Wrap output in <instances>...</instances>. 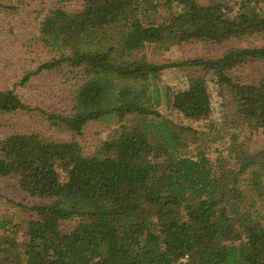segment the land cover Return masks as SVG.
Returning a JSON list of instances; mask_svg holds the SVG:
<instances>
[{
	"label": "trees",
	"instance_id": "1",
	"mask_svg": "<svg viewBox=\"0 0 264 264\" xmlns=\"http://www.w3.org/2000/svg\"><path fill=\"white\" fill-rule=\"evenodd\" d=\"M221 5L79 0L74 11L47 10L37 39L53 57L29 74L81 78L68 114L39 110L68 139L34 131L0 137V178L15 177L21 191L41 199L34 206L12 203L27 212L24 222L0 214V264H264V146L246 152L231 133L229 143L240 150L224 169L204 150L190 152L159 110L209 116L204 77L177 91L159 82L170 65L200 68L228 89L236 115L264 138V74L246 82L234 75L264 62V44L170 65L144 53L148 45L166 50L264 36V0H239L233 17ZM0 10L8 7L0 2ZM23 108L14 89H0V116ZM92 122L117 129L86 155L78 137ZM70 220L75 226L63 231Z\"/></svg>",
	"mask_w": 264,
	"mask_h": 264
},
{
	"label": "rangeland",
	"instance_id": "2",
	"mask_svg": "<svg viewBox=\"0 0 264 264\" xmlns=\"http://www.w3.org/2000/svg\"><path fill=\"white\" fill-rule=\"evenodd\" d=\"M203 4L218 2L228 17L237 12L239 0H199ZM8 10H0V89H14L25 108L14 114L0 116V137L12 132H38L57 140L69 137L64 132L49 127L39 110L66 115L72 105V94L81 75L68 72L40 71L36 68L53 57V52L38 41L37 27L47 10L53 6H62L69 11L79 7V0H0ZM264 44V36H251L242 41L214 44L208 42H185L169 49H157L148 45L144 49L146 58L157 64L170 65L175 62L196 58L216 57L232 47H256ZM264 74V62L256 61L239 68L234 75L241 82L258 80ZM28 76L27 80H24ZM196 76L204 77L209 91L211 111L206 119L193 120L166 106L160 112L176 125L187 149L192 152L204 150L207 156L218 162L222 168L232 167L240 149L229 143L230 134H237L243 143L242 150L253 153L264 146V138L259 130L247 128L245 121L235 113L231 103V94L227 88L217 86L212 75L195 67H177L170 65L161 71L159 82L172 91L186 88ZM187 128L183 131L180 128ZM117 129L116 125L92 122L85 126L78 142L82 151L91 154L99 144ZM193 130L196 133H193ZM198 132V133H197ZM195 136V137H194ZM195 138V141H193ZM41 199L21 191L15 177L0 178V214L14 215L15 222H22L27 212L12 203L34 206ZM24 222V221H23ZM75 220L62 223L63 231H70ZM22 224L20 226H23ZM19 231L17 234H19Z\"/></svg>",
	"mask_w": 264,
	"mask_h": 264
}]
</instances>
